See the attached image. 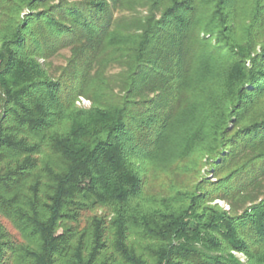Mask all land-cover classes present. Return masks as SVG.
<instances>
[{"label": "trees", "instance_id": "obj_1", "mask_svg": "<svg viewBox=\"0 0 264 264\" xmlns=\"http://www.w3.org/2000/svg\"><path fill=\"white\" fill-rule=\"evenodd\" d=\"M0 264H264V0H0Z\"/></svg>", "mask_w": 264, "mask_h": 264}, {"label": "rangeland", "instance_id": "obj_2", "mask_svg": "<svg viewBox=\"0 0 264 264\" xmlns=\"http://www.w3.org/2000/svg\"><path fill=\"white\" fill-rule=\"evenodd\" d=\"M137 9L142 10V8L139 7ZM120 12L123 14H129V11L126 9H122ZM236 14L237 18L242 21L243 8L238 7ZM69 55L68 48H64L57 56L48 59V68L53 75L59 73L60 66L65 64L66 58ZM108 70L110 73L112 71L116 72L118 71V67L112 66ZM90 104L91 100L84 96H79L75 101V105L78 107L88 108ZM206 160V157L197 159L186 157L178 159L175 162L149 165L146 196H151L156 199L158 197L167 196L170 192L175 191L176 189H190L195 183L204 177L214 180L213 175L208 171V166L204 164ZM214 202L222 206L224 209L228 208V205L224 201L216 199ZM232 252L241 260L245 259L242 253Z\"/></svg>", "mask_w": 264, "mask_h": 264}]
</instances>
